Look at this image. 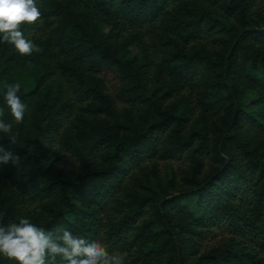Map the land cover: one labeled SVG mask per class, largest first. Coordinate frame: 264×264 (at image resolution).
I'll return each mask as SVG.
<instances>
[{"label":"trees","instance_id":"obj_1","mask_svg":"<svg viewBox=\"0 0 264 264\" xmlns=\"http://www.w3.org/2000/svg\"><path fill=\"white\" fill-rule=\"evenodd\" d=\"M36 3L32 52L0 43V148L21 156L0 164V222L67 229L125 264H264V0Z\"/></svg>","mask_w":264,"mask_h":264},{"label":"clouds","instance_id":"obj_2","mask_svg":"<svg viewBox=\"0 0 264 264\" xmlns=\"http://www.w3.org/2000/svg\"><path fill=\"white\" fill-rule=\"evenodd\" d=\"M41 17L36 0H0V43L10 42L22 54L32 52V44L20 30L22 24H34ZM21 85H6L4 100L17 123H22L28 105L18 93ZM12 124L0 119V133L8 134ZM11 143L15 136L9 137ZM0 164L17 166L21 156L0 148ZM60 235L21 217L18 222H0V256L15 260L17 264H57L59 257L63 264H125L126 255L108 248L95 240L74 235L67 229H58Z\"/></svg>","mask_w":264,"mask_h":264},{"label":"rangeland","instance_id":"obj_3","mask_svg":"<svg viewBox=\"0 0 264 264\" xmlns=\"http://www.w3.org/2000/svg\"><path fill=\"white\" fill-rule=\"evenodd\" d=\"M105 73V78L107 81V87L110 89V91L112 93H115L118 88V81L115 78L114 74H112L111 72L107 71L104 72ZM118 104L121 105V103ZM156 161L158 162V166L159 169L162 171V173H166V166H167V161L161 158H157ZM60 164L61 166L65 167V168H72L74 165L77 166L78 162L76 161V159L73 157H71L68 153H64L62 159L60 160ZM176 166L179 165V163H175ZM219 239V237L217 238V240ZM213 245V241L210 238H207L204 242H203V248L204 249H208L209 247H211Z\"/></svg>","mask_w":264,"mask_h":264},{"label":"water","instance_id":"obj_4","mask_svg":"<svg viewBox=\"0 0 264 264\" xmlns=\"http://www.w3.org/2000/svg\"><path fill=\"white\" fill-rule=\"evenodd\" d=\"M248 30H249V28H245V29H243V30L240 32V34L238 35V37H237L235 43H237V42L240 40L241 36L244 35ZM233 48H234V46H233ZM233 48H232V49H233ZM228 57H229V56H228ZM230 90H231V92H233L232 89H230ZM236 115H237V107H236L235 114H234V120H235V118H236ZM234 120H233L232 123L230 124V126H229L227 132L224 134L223 140H222V142H221V144H220V149H221V147H222V145H223L224 140L226 139V137H227V135H228V131H229V129L233 126ZM227 161H228V159H227Z\"/></svg>","mask_w":264,"mask_h":264}]
</instances>
